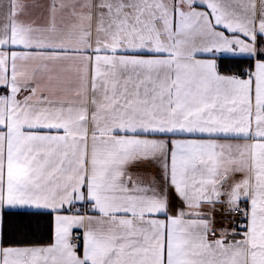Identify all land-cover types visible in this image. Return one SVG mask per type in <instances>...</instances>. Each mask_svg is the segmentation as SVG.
Instances as JSON below:
<instances>
[{"label": "snow or ice", "instance_id": "obj_1", "mask_svg": "<svg viewBox=\"0 0 264 264\" xmlns=\"http://www.w3.org/2000/svg\"><path fill=\"white\" fill-rule=\"evenodd\" d=\"M0 11V264H264V0Z\"/></svg>", "mask_w": 264, "mask_h": 264}, {"label": "crops", "instance_id": "obj_2", "mask_svg": "<svg viewBox=\"0 0 264 264\" xmlns=\"http://www.w3.org/2000/svg\"><path fill=\"white\" fill-rule=\"evenodd\" d=\"M0 2H4V3H6L7 2V0H0ZM18 2H20V3H24V4H30V3H32L33 2V0H18ZM256 2H257V4L259 3V0H256ZM3 16H4V14H3V11H0V24H2V22H3ZM260 38L258 37V40H259ZM91 214V213H90Z\"/></svg>", "mask_w": 264, "mask_h": 264}, {"label": "trees", "instance_id": "obj_3", "mask_svg": "<svg viewBox=\"0 0 264 264\" xmlns=\"http://www.w3.org/2000/svg\"><path fill=\"white\" fill-rule=\"evenodd\" d=\"M240 59H245L244 57H241ZM228 62L230 63L231 62V58H227ZM247 65H244V67H246ZM227 70V69H225ZM233 71H236L237 69L236 68H233L232 69Z\"/></svg>", "mask_w": 264, "mask_h": 264}, {"label": "built area", "instance_id": "obj_4", "mask_svg": "<svg viewBox=\"0 0 264 264\" xmlns=\"http://www.w3.org/2000/svg\"><path fill=\"white\" fill-rule=\"evenodd\" d=\"M242 207H243V205H242Z\"/></svg>", "mask_w": 264, "mask_h": 264}]
</instances>
